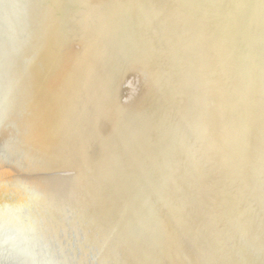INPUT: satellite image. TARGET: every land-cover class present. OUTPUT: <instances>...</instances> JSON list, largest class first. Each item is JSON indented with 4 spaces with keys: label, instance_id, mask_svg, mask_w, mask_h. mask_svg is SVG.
I'll return each mask as SVG.
<instances>
[{
    "label": "bare ground",
    "instance_id": "6f19581e",
    "mask_svg": "<svg viewBox=\"0 0 264 264\" xmlns=\"http://www.w3.org/2000/svg\"><path fill=\"white\" fill-rule=\"evenodd\" d=\"M255 1L51 0L60 175L55 193L41 187L56 234L69 221L86 226L109 264H213L195 206L213 184L194 161L198 146L238 173L239 158L250 160L264 205V11L237 9ZM206 49L226 69L223 88L203 71ZM237 49L242 60H223ZM213 198L228 208L222 192Z\"/></svg>",
    "mask_w": 264,
    "mask_h": 264
},
{
    "label": "rangeland",
    "instance_id": "374dc122",
    "mask_svg": "<svg viewBox=\"0 0 264 264\" xmlns=\"http://www.w3.org/2000/svg\"><path fill=\"white\" fill-rule=\"evenodd\" d=\"M255 2L237 9L263 12L264 0ZM50 3L0 0V264H109L101 242L86 226L69 221L59 235L46 214L49 190L41 186L49 185L55 193L60 175L51 137L56 71L49 49ZM64 198L96 206L68 193Z\"/></svg>",
    "mask_w": 264,
    "mask_h": 264
},
{
    "label": "water",
    "instance_id": "95a60500",
    "mask_svg": "<svg viewBox=\"0 0 264 264\" xmlns=\"http://www.w3.org/2000/svg\"><path fill=\"white\" fill-rule=\"evenodd\" d=\"M231 41L235 45L239 41L238 34L232 37ZM207 51L208 49L201 55V60L210 63V66L203 71L213 74L210 75V79L214 81L211 88L225 87L226 69L217 60L218 54L215 49L208 58ZM221 56L223 60H231V58L242 60L244 54L238 49V52L236 50L232 54L224 52ZM232 64H235L234 61ZM232 91L234 94L237 93L233 99H237L239 90ZM195 152L194 161L213 183L210 188L202 191L203 193L198 191L202 199L200 198L201 201L195 205L199 213L204 216L202 217L206 226L204 231L211 248L213 264H264V205L249 187L248 176L252 174L251 181L256 183L263 179L250 169L251 161L240 156L237 166L245 167L242 173H238L235 167L221 165L215 158L209 157V153L202 147H196ZM221 192L222 199L228 207L225 210L213 200V197H217Z\"/></svg>",
    "mask_w": 264,
    "mask_h": 264
}]
</instances>
